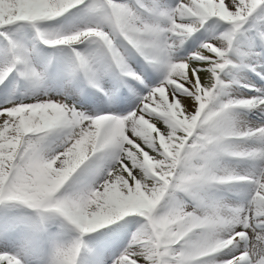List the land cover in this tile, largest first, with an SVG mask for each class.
<instances>
[{
  "label": "snow or ice",
  "instance_id": "6c2138e0",
  "mask_svg": "<svg viewBox=\"0 0 264 264\" xmlns=\"http://www.w3.org/2000/svg\"><path fill=\"white\" fill-rule=\"evenodd\" d=\"M0 264H264V0H0Z\"/></svg>",
  "mask_w": 264,
  "mask_h": 264
}]
</instances>
